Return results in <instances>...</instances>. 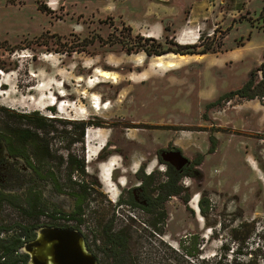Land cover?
<instances>
[{"label": "rangeland", "instance_id": "rangeland-1", "mask_svg": "<svg viewBox=\"0 0 264 264\" xmlns=\"http://www.w3.org/2000/svg\"><path fill=\"white\" fill-rule=\"evenodd\" d=\"M221 1L207 2L211 10L196 31H200L199 43L181 49L173 27L187 23L191 0H0V72L7 77L0 74V136L34 166L40 168L48 158L64 187H72L68 176L74 174L76 182L89 181L102 195L95 175L87 169L84 174L76 172L67 164L70 158L87 166L86 144H96L91 138L97 130L128 151L155 153L175 146L183 160L202 158L180 184L190 200L198 196L206 201V213L200 215L204 221H194L195 213L183 201L184 195L169 198L163 233L140 240V264H192L187 256L198 264H264V126L256 124L259 118H247L248 110L226 109V101L210 106L240 89L256 70L257 60L247 57L244 63L219 70L211 69L208 61L192 62L186 56L231 49L246 43L253 31L249 50L264 47V0L262 5L260 1L250 5L261 6L254 15L250 10L236 12L247 0L238 6L234 0ZM173 8L180 10L178 15ZM222 11L234 12L222 16ZM159 24L163 38L155 39L149 30ZM185 31L182 38L188 36ZM177 50L180 54H154ZM173 55L186 60H176V68L155 66L159 58L171 60ZM98 68L114 73L118 83L108 80L93 86ZM262 79L260 73L256 84ZM53 95L69 104L64 111L58 104L49 106ZM99 98L109 109L92 107ZM255 100L264 102V98ZM81 123L86 124L83 137ZM23 130H29L36 142L22 140ZM128 138L136 140L130 144ZM211 138H216L214 152H210ZM20 206L1 204L0 227L10 231L17 226L34 238L32 231L43 226L44 218L38 213L28 215L25 205ZM203 224L204 234L213 232L212 239L199 236L205 241L200 251L205 261L169 245L198 232ZM226 246L229 256L222 249ZM233 250L241 251L237 263Z\"/></svg>", "mask_w": 264, "mask_h": 264}, {"label": "flooded vegetation", "instance_id": "flooded-vegetation-1", "mask_svg": "<svg viewBox=\"0 0 264 264\" xmlns=\"http://www.w3.org/2000/svg\"><path fill=\"white\" fill-rule=\"evenodd\" d=\"M99 101L100 105L104 104L102 107H106L102 98H99ZM128 139L130 144L136 140ZM98 154L93 159L87 158V166L81 161L82 169L72 168L83 174L87 169L91 175H95L102 195L95 190L93 183L76 182L74 174L68 176L72 187H64L53 174L54 169L49 166L48 158H45L42 166L38 168L30 162L25 153L14 150L10 141L0 136V195L23 201L25 207L29 208L38 198L40 215L44 218L42 227L79 232L87 251L98 264H140L137 257L141 250L140 240L143 236L152 239L154 235L163 233L162 227L168 217L166 205L173 196L184 195L183 201L190 205L195 213L194 221H204L200 215L206 213V201L200 200L198 196L190 200L187 190L180 184L183 178L190 175L189 171L194 166L202 163V158L183 162V153L175 146L162 151L158 149L155 153L128 151L112 142L110 138H107L104 148ZM20 156H23L24 160H20ZM111 159L116 162L110 180L117 192L114 200L110 194L107 195L109 192L102 175L103 166ZM72 162L75 160L69 158L67 164L72 166ZM160 164L165 168L160 169ZM159 169L164 173L165 180L162 184L159 182ZM161 189L165 191L163 196L160 194ZM205 227L206 224L200 225L198 232L180 236L177 242H169V245L177 251L184 249L191 255L197 254L205 261L206 257L200 252L205 241L199 236L205 239L213 238L212 231L203 233ZM190 243V246H185ZM222 249L227 256L230 247ZM240 252L232 251L235 254L233 261L236 263L240 259ZM186 258L192 264H198L192 257ZM220 260L222 261L221 257ZM229 263L233 264L232 261Z\"/></svg>", "mask_w": 264, "mask_h": 264}, {"label": "crops", "instance_id": "crops-1", "mask_svg": "<svg viewBox=\"0 0 264 264\" xmlns=\"http://www.w3.org/2000/svg\"><path fill=\"white\" fill-rule=\"evenodd\" d=\"M243 0H234L235 4H240L242 3ZM260 1V5L263 4V0H247L246 4L243 3V5H240L237 9L236 12L237 13H242V12H248L249 10L252 12L251 15H254L255 12H257L261 6H256L254 8H251L250 5ZM207 0H191V8H190V13H189V19L187 21V23L184 24H178L177 26H174L173 28L175 29V34L177 35V41L180 45L182 46H188V47H193L196 46L199 42V40L197 41V29H202V17H206L207 12H209L211 9H209L210 5H208ZM224 0L221 1V3H223ZM211 5H213L211 3ZM162 9H168L167 7H163L161 6ZM207 7L209 10H207ZM174 9V8H173ZM174 15L175 14H179L180 10L174 9L173 10ZM232 13L234 11H231ZM231 12L229 11H222L220 12V15H224V14H230ZM235 19L232 20V22H234ZM225 23V22H224ZM223 23V24H224ZM227 23V22H226ZM236 23V22H235ZM255 29V28H253ZM173 30V29H172ZM184 30H191L196 32L195 35L192 36H186V38H182V32ZM149 31H154L155 34H153L155 37V39H160L163 38V28L162 26L156 25V27H152L151 30ZM253 33H255L254 31L251 32L250 38L247 39V42H241L238 46L232 47L231 49H223V51H220L216 54H187L186 56H188L189 58L193 59L192 62L195 61H199L197 60L198 58L201 59L202 61H208L209 62V67L211 69H219L222 70L226 67H228L229 64H240V63H244V61L248 58H250L251 56H254L255 59L257 61H255V67H258L262 62H263V48L264 47H255V46H251L252 50H249V46L250 43H252L253 40ZM230 35V33H229ZM195 41H197V44H193ZM225 43V40H224ZM225 46V45H224ZM250 74V73H249ZM245 84V83H244ZM239 89V88H238ZM237 89V90H238ZM235 99H239V101L237 102V104H234V100ZM240 101H242L240 103ZM225 103V102H224ZM226 109L230 108L234 111H241L243 109L248 110L249 114H247V118H259L256 122L257 125L259 126H264V104H262L260 101L258 100H244L241 99L239 97H235L234 99H232L231 101L226 102ZM224 109V111L226 110ZM246 121H248V119H246ZM251 122V121H248ZM247 126V125H245ZM250 133V131L248 132Z\"/></svg>", "mask_w": 264, "mask_h": 264}, {"label": "trees", "instance_id": "trees-1", "mask_svg": "<svg viewBox=\"0 0 264 264\" xmlns=\"http://www.w3.org/2000/svg\"><path fill=\"white\" fill-rule=\"evenodd\" d=\"M179 47L181 49H189V48L191 49V47H188V46H179ZM145 52L147 53V55H153L151 52H148V50H145ZM168 53L180 54L178 50L169 51L167 53H160V54L154 52V54L157 56L165 55ZM207 53H208V50H202L199 53L193 52V54H201V55H204ZM260 73L262 74L263 79L258 84H256V78L259 77ZM260 86H264V57H263V62L258 67H256V70H253L250 72L249 80L240 89L224 94L218 100V102L216 103L213 102L210 104V106L213 107V106L220 105L222 102L231 101L235 97H239L245 100H255L259 98H264V87H263V91H260L258 90V87ZM260 101L262 104H264L262 100ZM36 128H42V126L36 124ZM78 128L81 131V137H83L85 133L86 124L85 123L78 124ZM20 138L24 141L31 139L33 142H36V140H34V137L30 135L29 130H23L22 132H20ZM215 149H216V138H211L210 151L214 152ZM71 164H72L71 167H73L74 169L75 168L82 169L81 161L75 160V162H72ZM2 203H9L10 205H13L16 207H19L22 204L25 205L23 201L12 199V198H5L0 195V206ZM25 208L26 209L24 211L28 215H33V214L35 215L37 213L40 215V203H39L38 198L34 200V204L32 207L29 208L27 206ZM2 234H5V236L2 237ZM32 234H33V237H35V234L33 231H32ZM30 235H31L30 232H24V230H22L21 228L17 226L16 228L10 231H7V230L3 231V228L0 227V264H17V262L23 263L26 260L28 261V256L26 255L19 256L17 255L16 252L18 248L25 241L32 239V238H29Z\"/></svg>", "mask_w": 264, "mask_h": 264}, {"label": "water", "instance_id": "water-1", "mask_svg": "<svg viewBox=\"0 0 264 264\" xmlns=\"http://www.w3.org/2000/svg\"><path fill=\"white\" fill-rule=\"evenodd\" d=\"M19 159L24 160V157ZM33 232L35 237L25 241L16 252L19 256H28L26 264H98L77 231L40 226Z\"/></svg>", "mask_w": 264, "mask_h": 264}, {"label": "bare ground", "instance_id": "bare-ground-1", "mask_svg": "<svg viewBox=\"0 0 264 264\" xmlns=\"http://www.w3.org/2000/svg\"><path fill=\"white\" fill-rule=\"evenodd\" d=\"M172 59L171 60H168L167 58H159L158 59V62L155 64L156 67L158 68H164V67H169V68H176L178 67V62L179 61H176V60H184L186 58V56H178V55H173L171 57ZM186 60V59H185ZM94 73L96 74V80L93 82V86H96L102 82H105V81H113V83H118V80H117V77L114 75V73H111L109 71H105V70H102V69H96L94 71ZM1 75H4L0 72ZM5 78L6 75H4ZM53 97L55 98V95H53ZM52 97V98H53ZM51 98V100H52ZM95 98V97H93ZM56 100V99H55ZM51 102V101H50ZM66 102V101H65ZM57 103H53L51 102L49 104V106H53V105H57ZM40 105V104H38ZM69 104L65 105H61V107L59 108L60 112L61 111H64L65 110V107H67ZM104 105V104H102ZM45 107V106H44ZM44 107L42 109H44ZM106 110V109H109L107 107H101L99 110ZM70 110V109H69ZM77 111V110H76ZM66 114H68L66 112ZM93 135V133H89V135H87L89 138H91ZM94 136L95 138H91V142H95L96 141V144H91L89 145L90 147V150H89V153H88V159L90 157V152H91V158H95L97 155H99L98 153L104 148L106 142H107V139H106V136L104 134L103 131L101 130H97L95 133H94ZM115 159V158H114ZM114 159H111L107 165L103 166L102 168V175H103V180L105 182V185L107 186V190L111 196V198L114 200L116 197H117V192L115 191V189L112 187L111 183H110V180H111V177H112V173L114 171V166H115V160ZM117 190V189H116ZM193 206V205H192Z\"/></svg>", "mask_w": 264, "mask_h": 264}, {"label": "built area", "instance_id": "built-area-1", "mask_svg": "<svg viewBox=\"0 0 264 264\" xmlns=\"http://www.w3.org/2000/svg\"><path fill=\"white\" fill-rule=\"evenodd\" d=\"M209 2H214L215 0H208ZM195 33L196 32H194V31H191V30H187V31H185L184 32V34L185 35H188V36H192L193 34L195 35ZM198 34H197V39L199 40L200 39V31H198L197 32ZM60 96H62V95H60ZM56 99V98H55ZM54 99V102L53 103H57L58 102V99H56L55 100ZM63 103L64 102H58V106H57V108H60L61 107V105H63ZM55 105H53L52 107H54ZM92 107L94 108V109H100V101H99V99H96V100H94L93 102H92ZM87 145V153H89V147H88V144H86ZM87 156H88V154H87Z\"/></svg>", "mask_w": 264, "mask_h": 264}]
</instances>
